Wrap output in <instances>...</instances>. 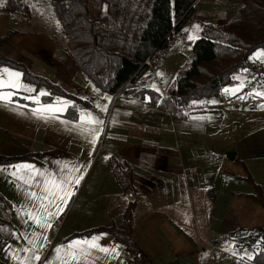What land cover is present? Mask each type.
Returning a JSON list of instances; mask_svg holds the SVG:
<instances>
[{
	"label": "crops",
	"instance_id": "obj_1",
	"mask_svg": "<svg viewBox=\"0 0 264 264\" xmlns=\"http://www.w3.org/2000/svg\"><path fill=\"white\" fill-rule=\"evenodd\" d=\"M39 2L44 10L49 0ZM242 4L196 0L192 17L201 32L202 23H227ZM13 11L0 8V36L16 30L5 41V54L76 99L0 65V82L18 85L0 87V97H9L0 98V154H34L32 160L0 164V194L12 204V210L1 209L14 225L0 264H134L113 234L74 236L122 224V207L132 195L116 180L112 155L134 168L139 192L133 234L149 264H255L259 246L249 234L264 228V205L253 196L256 184L264 192V86L255 106L218 107L225 99L222 88L184 116L173 115L102 91L68 56L54 16L50 32ZM255 52L248 66L264 62L258 55L264 48ZM236 77L245 83L243 74ZM144 85L154 88L148 79ZM30 216L51 227L38 226Z\"/></svg>",
	"mask_w": 264,
	"mask_h": 264
},
{
	"label": "trees",
	"instance_id": "obj_2",
	"mask_svg": "<svg viewBox=\"0 0 264 264\" xmlns=\"http://www.w3.org/2000/svg\"><path fill=\"white\" fill-rule=\"evenodd\" d=\"M196 0H52L66 38L68 56L76 68L104 92L125 95L150 105L184 116L186 110L202 100L219 96L222 87L239 69L248 67V59L264 48V0H243L237 13L225 24H201V36L191 41L192 54L181 69L171 90L164 94L144 84L154 63L167 56L170 38L185 25L194 13ZM14 7L23 21L34 15L33 5L26 0H2L0 8ZM10 29L0 36V65H8L23 73V80L36 86L44 84L52 92L76 99L59 85L32 73L24 63L5 54V41ZM150 60V64L147 63ZM26 103H29L26 100ZM34 154H0V164L32 160ZM112 171L121 188L132 198L122 207V224L92 227L74 233L82 236L105 231L125 245L134 264H149V258L134 238V210L138 203V187L134 168L129 161L110 157ZM255 199L264 205V192L256 184ZM4 208L12 204L0 194ZM14 225L0 216V248L8 244ZM262 243L253 257L255 264H264V228ZM8 233V234H5Z\"/></svg>",
	"mask_w": 264,
	"mask_h": 264
},
{
	"label": "rangeland",
	"instance_id": "obj_3",
	"mask_svg": "<svg viewBox=\"0 0 264 264\" xmlns=\"http://www.w3.org/2000/svg\"><path fill=\"white\" fill-rule=\"evenodd\" d=\"M1 1L2 0H0V3ZM26 1L32 4L34 8V15L32 17L33 20L31 19L32 20L31 26L37 27V28H43L45 30L52 32L51 31L52 25H50V23L54 20L52 19L54 16L55 19L58 20V23L56 22L57 25H60V28H61L60 20L58 19L55 13L52 0H49V2L47 3V8H45L44 10H40L39 0H26ZM11 7L12 9H14L13 6ZM13 12L17 18H21L22 15L21 13H19V11L14 10ZM200 36H201V32L199 31L197 18L193 16L190 20H188L185 23V25L181 28V30L177 31L170 38L169 44L167 47V56L163 59L156 61L154 65L152 66V68H150L149 71L147 72L148 80H149V83L152 84L151 85L152 87H154L155 89L161 92L163 90L166 93L170 92L181 69L186 64L188 58L192 54L191 41L199 38ZM256 51H258V49ZM1 205L3 204L0 202V216L5 217L4 216L5 213H3L1 209L3 206L1 207ZM249 235L252 236L251 238H253L254 240L253 242H255L256 246H259L258 244L262 243L263 235L260 231L256 230V232H253L252 234H249ZM56 236H57V233H56ZM1 249L2 248H0V250Z\"/></svg>",
	"mask_w": 264,
	"mask_h": 264
},
{
	"label": "built area",
	"instance_id": "obj_4",
	"mask_svg": "<svg viewBox=\"0 0 264 264\" xmlns=\"http://www.w3.org/2000/svg\"><path fill=\"white\" fill-rule=\"evenodd\" d=\"M151 63L149 59L146 61ZM238 74H243L245 76V83L242 84L241 81L237 79ZM264 86V62H258L252 66H248L244 69L237 70L231 77V80L222 87L225 99L216 105L218 107L224 106H235V107H251L258 105L262 102L258 95L259 90ZM237 88L238 91L231 92L227 88ZM222 91V89H221ZM164 98L167 100L166 93Z\"/></svg>",
	"mask_w": 264,
	"mask_h": 264
},
{
	"label": "snow or ice",
	"instance_id": "obj_5",
	"mask_svg": "<svg viewBox=\"0 0 264 264\" xmlns=\"http://www.w3.org/2000/svg\"><path fill=\"white\" fill-rule=\"evenodd\" d=\"M258 55L259 56H264V53H260ZM5 71H7V70H5ZM7 75L9 77H15V78H18L19 77V73L8 72ZM17 86L18 85L13 80H9L7 82H0V87H17ZM258 95H259V93H258ZM0 98L5 99V100L9 99L8 96H3V97H0ZM93 122H96V121H93ZM76 183H79V179H77ZM60 199L63 200L64 197H60ZM59 211H63V209L60 208ZM48 215H53V213H48ZM30 218L33 219L38 224V226H40V227H43V228H50L51 227V224L50 223H47L46 221L42 223L41 222V218H39V217L30 216ZM80 243L88 244V246L89 247H92V248L97 247V245L95 244V242H89V241H83V242L76 241V242H74V245H79ZM74 245H69V248H72ZM57 251H59V250H57ZM100 251H107V249L101 248ZM35 258L37 260L40 259L39 256H36ZM249 258L251 259V257H249Z\"/></svg>",
	"mask_w": 264,
	"mask_h": 264
}]
</instances>
